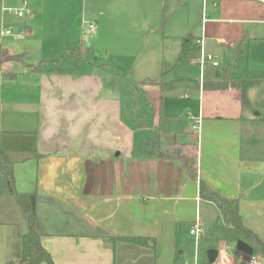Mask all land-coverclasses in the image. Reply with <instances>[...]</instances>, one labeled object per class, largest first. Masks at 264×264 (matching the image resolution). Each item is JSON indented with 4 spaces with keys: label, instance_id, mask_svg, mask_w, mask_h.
I'll return each instance as SVG.
<instances>
[{
    "label": "crops",
    "instance_id": "0c3cea01",
    "mask_svg": "<svg viewBox=\"0 0 264 264\" xmlns=\"http://www.w3.org/2000/svg\"><path fill=\"white\" fill-rule=\"evenodd\" d=\"M213 1L207 23L201 4L203 25L218 23L227 31L239 27L234 36L244 39L245 24L264 23L254 20V10L264 17V6L252 0H216V10ZM40 2L31 3L38 13ZM17 4L20 7L13 9L22 8L23 0ZM232 8H242L236 9L242 17H231ZM2 15L5 21L14 14ZM190 38L199 41L202 52L203 39ZM17 41L24 42L21 52L1 49L12 58L0 59V146L13 163L17 191L40 197L38 226L54 264H181L178 254L185 251L177 253L178 228L184 216L199 219L203 246L220 217L216 203L201 198V182L220 198L237 200L244 225L264 243V119L244 114L237 103L232 107L224 87L206 83L205 74L213 65L201 67L205 78L203 91L199 85L198 113L189 114L185 125L173 124L181 119L166 115L160 101L183 80L143 82L148 109L158 117L160 132H154L141 128L131 101L128 105L123 95L111 91L115 88L109 85L108 54L116 43L95 40L86 47L79 40ZM184 41L172 45L180 60H189L181 56ZM228 42L217 40L220 45ZM198 117L203 120L200 137L193 130ZM176 156L193 164L196 178ZM114 237L153 238L156 249L113 245ZM238 244L214 243L213 262L210 250L204 262L239 263L234 258ZM21 258L18 227L0 226V264Z\"/></svg>",
    "mask_w": 264,
    "mask_h": 264
},
{
    "label": "rangeland",
    "instance_id": "374dc122",
    "mask_svg": "<svg viewBox=\"0 0 264 264\" xmlns=\"http://www.w3.org/2000/svg\"><path fill=\"white\" fill-rule=\"evenodd\" d=\"M17 1L0 0V32L5 25L6 29L16 27L15 32L26 35V40H79L86 47L95 40H101L106 45L116 43V50L108 54L111 69L109 85L115 88L111 91L120 97L123 95L128 105V101L132 102V106L134 104L136 119L140 121L141 128L149 131L160 132V129L155 124L157 113L149 111L141 90L144 81L175 83L183 80L181 84L176 83V88L160 101H163L162 110L166 115L181 119L173 121V124L185 125L189 114L198 113L199 85L202 84L203 91L205 75L207 84L227 87L264 75V23L245 24L242 35L245 38L238 39L234 34H238L239 27L227 31L220 30L218 23L203 25L200 14L202 3L198 0H41L38 6L40 13L31 6L34 0H29L30 16L18 19L14 15H6L3 21L1 9L18 8ZM232 9L231 17H242L236 10L242 8ZM254 11L257 12L254 20L263 21L260 11ZM84 22L96 24L98 33L87 34ZM190 37L202 38L203 53L217 57L215 61L220 67L211 66L202 75L198 59L195 63L180 60L178 48L172 44ZM219 38L228 40V45L218 44ZM23 43L10 37H0V51L21 52ZM207 65L212 64L206 61ZM118 85L121 90L116 89ZM224 90L228 91L232 107L237 103L243 107L244 114L247 112L264 119V83L248 88L245 95L238 87ZM131 92L135 95V102L130 99ZM185 95L189 99H185ZM206 104L213 105L210 101ZM193 221L192 215L186 214L178 228L180 247L177 253L185 251L183 255L178 254L181 264L196 263L193 247L196 239L189 233ZM87 223L80 221L82 225ZM199 245L198 262L206 264L203 249L207 246H203L202 241Z\"/></svg>",
    "mask_w": 264,
    "mask_h": 264
},
{
    "label": "trees",
    "instance_id": "16d2710c",
    "mask_svg": "<svg viewBox=\"0 0 264 264\" xmlns=\"http://www.w3.org/2000/svg\"><path fill=\"white\" fill-rule=\"evenodd\" d=\"M201 49L200 43L199 41L196 42V39H185L181 52L182 59H199ZM11 58L7 51H1L0 59L2 62H6ZM156 83L158 84L157 81L152 82V84ZM262 83H264V75L254 80L243 81L241 84L233 83L232 87H238L245 95L248 88ZM209 86L207 85V88ZM223 87L227 88L226 85L215 86L218 89H223ZM166 157L174 156L168 155ZM176 157L183 162L187 173L192 178H196L197 171L193 164L185 157ZM200 196L203 199L215 202L220 211L218 223L208 234L209 239L205 240V243H208L207 247L203 249L205 260H207V251L216 248L214 243L221 241L248 244L255 249V256H264V243L256 233L244 225L237 200L220 198L203 182L200 184ZM39 199L40 197L37 194L17 191L13 163L0 146V226L13 225L18 227L22 241L21 260L9 264H54L52 256L42 244L43 235L39 230L36 216ZM204 237H202V242ZM111 242L113 245L115 243H129L146 247L148 245L153 250L156 249L157 244L155 239L145 237H114Z\"/></svg>",
    "mask_w": 264,
    "mask_h": 264
},
{
    "label": "built area",
    "instance_id": "2783aa9c",
    "mask_svg": "<svg viewBox=\"0 0 264 264\" xmlns=\"http://www.w3.org/2000/svg\"><path fill=\"white\" fill-rule=\"evenodd\" d=\"M202 4H203V14H202V18H203V22L207 23L209 22V16H208V11H209V3L212 0H201ZM259 2L260 4H262L264 6V0H254ZM28 0H23V7L20 9H13V8H4L2 9L3 13L6 14H14L16 15L18 18H24V17H28L31 15V12L29 10L28 7ZM212 6L213 9L216 10L217 9V2L216 0L212 2ZM83 28L84 31L89 34H95L97 32V25L94 23H87L84 22L83 24ZM1 38H5V37H11L14 38L16 40H24L26 38V35L22 34V33H16L14 32L13 27L6 29L4 26L2 27L1 30ZM200 61V64L202 66H204L206 64V61H208L209 63H211L214 67L219 66L218 62L215 61V58L213 56H207L203 53V51L201 52V56L198 59ZM196 60H192V63H195ZM202 117H198L195 119L194 121V125H193V130L197 133L198 137H200V133H201V129H202ZM189 233L190 235L196 239V241L193 243V247H194V253H195V260L196 263L195 264H199L198 262V255H199V241H202V237L204 235V230L202 229V226L200 224L199 219H197L190 227L189 229ZM238 264H264L261 259L258 256H253L249 262H239Z\"/></svg>",
    "mask_w": 264,
    "mask_h": 264
},
{
    "label": "water",
    "instance_id": "95a60500",
    "mask_svg": "<svg viewBox=\"0 0 264 264\" xmlns=\"http://www.w3.org/2000/svg\"><path fill=\"white\" fill-rule=\"evenodd\" d=\"M217 254L216 250L209 251L210 261L213 262V255ZM254 256V250L245 243H239L237 247V253L234 255V258L237 261L249 262L250 259Z\"/></svg>",
    "mask_w": 264,
    "mask_h": 264
}]
</instances>
